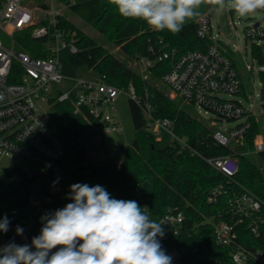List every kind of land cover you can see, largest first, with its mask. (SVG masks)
I'll use <instances>...</instances> for the list:
<instances>
[{"label": "trees", "instance_id": "1", "mask_svg": "<svg viewBox=\"0 0 264 264\" xmlns=\"http://www.w3.org/2000/svg\"><path fill=\"white\" fill-rule=\"evenodd\" d=\"M60 4L84 24V27H77L62 14L58 17L57 27L50 29L51 33L58 29L67 42L76 44L78 52L70 58L74 67L93 71L96 77L106 76L107 82L118 88L127 89L133 85L143 100L148 97L155 107V116L173 120L176 135L186 139L202 156L212 158L230 154L228 149L214 140L216 127L212 121L199 119L191 106L181 107L179 100L171 99L157 87L162 76L170 70L171 61L156 64L147 80L129 66L130 62H137L140 58L152 59L166 49H176L180 55L206 50L211 40L198 38V23L185 24L183 30L174 35L167 30L154 31L139 19L120 16L111 0H60ZM207 5L209 9L214 7ZM33 29L31 27L14 35L16 52H24L32 58L50 57L47 43L51 37L36 39L32 36ZM84 29L98 32L107 43L120 50L126 61L99 45ZM252 56L258 64L264 65L262 47L252 44ZM22 79V69L15 62L9 82L22 83ZM49 104L48 125L65 147L61 164L65 197L74 183L99 184L110 193L115 184L120 183L142 195L140 183L152 179V195L146 203L152 216L160 220L169 212L184 216L179 234L168 235L161 240L167 254L177 257L180 264H235L231 259V250L216 244L215 227L224 221L233 222L228 199L233 193H239L241 187L264 202V175L248 157L237 155L239 174L234 181H229L199 156L168 145L162 147L147 130L141 108L130 99L136 137L122 151L121 169L117 170L118 164L96 166L88 156L92 137L89 133L95 123L75 113L72 101L58 102L52 99ZM259 133L260 129L253 120V128L246 139V145L251 149ZM260 158L264 160V153ZM36 169V166L24 163L11 164L0 170V218L6 215L11 221L9 231L0 232L5 244L10 241L30 243L32 237L39 235L42 227L40 220L32 223L29 219L32 213L30 200L37 186L48 183ZM219 187H222V195L218 194L217 200L210 201L214 197L213 191ZM66 202L71 201L66 199ZM62 205V202L54 201L49 211L62 208ZM262 214L264 218V208ZM17 226L24 229L22 236L16 234ZM236 230L238 243L242 247L264 251V229L260 238L252 235L246 222L238 225Z\"/></svg>", "mask_w": 264, "mask_h": 264}, {"label": "built area", "instance_id": "2", "mask_svg": "<svg viewBox=\"0 0 264 264\" xmlns=\"http://www.w3.org/2000/svg\"><path fill=\"white\" fill-rule=\"evenodd\" d=\"M54 1L56 0H0V30L12 40V47H6L0 38V157L19 160L17 165H34L36 172L47 180L48 184L37 186L31 197L32 213L29 219L32 223L40 220L54 201L62 202V208L67 204L61 165L65 147L48 125L49 114L42 115L38 103H49L52 99L58 102L72 101L75 113L86 117L95 126L100 125L105 133L119 134L124 129L116 110V99L121 93H126L141 108L147 130L159 142L160 134L166 133L170 138L168 146L199 156L229 181H234L239 174L237 155L260 157L264 153V105L260 103L261 113L256 114L238 100L223 98V95L232 97L244 94L245 90L234 58L226 48L214 41L211 15L202 19L197 29L200 40H211L206 50L189 51L180 55L176 49H166L152 59L140 58L137 61L144 80L149 78L151 69L156 64L171 61L170 70L161 79V83L168 89L166 94L171 99L179 100L181 107L191 106L199 113L203 111L216 118L212 120V125L216 127L213 138L218 145L228 149L230 154L208 158L195 151L186 139L176 135L173 120L156 117L155 107L148 97L143 100L133 85H129L127 89L118 88L107 82L106 76L70 79L75 82L72 91L58 92L54 97L51 96L52 84L68 79L61 73L62 50L68 48L71 55L78 52L76 44L67 42L61 31L55 29L50 32L51 28L57 27L58 17L63 14L61 9L56 8ZM261 10L264 12V9ZM257 24L246 29L247 39L264 38V30L260 23ZM31 27L34 28V38L51 37L47 43L50 57L32 58L24 52H16L14 35ZM15 62L22 69V83L9 82ZM245 70L248 73L254 72L253 66H246ZM257 71L264 78V65L258 64ZM253 120L260 133L251 149L246 145V139L253 128ZM216 121H238L239 124L224 130L217 126ZM120 169L121 162L117 165V170ZM222 193V187L215 189L210 201L217 200L218 194ZM228 206L233 222L224 221L216 225V244L231 250V259L235 264H264V251L242 247L238 243L236 230L238 225L246 222L252 235L260 238L264 229V202L241 187L239 193H233L228 199ZM161 220L167 222L164 225V240L168 235L179 234L184 216L182 213L169 212Z\"/></svg>", "mask_w": 264, "mask_h": 264}, {"label": "clouds", "instance_id": "3", "mask_svg": "<svg viewBox=\"0 0 264 264\" xmlns=\"http://www.w3.org/2000/svg\"><path fill=\"white\" fill-rule=\"evenodd\" d=\"M217 10L230 6L241 17L264 9V0H206ZM116 12L139 19L154 31L179 34L200 15L205 0H111ZM35 130V129H34ZM54 184L56 181L53 182ZM63 208L40 217L39 235L30 243L0 245V264H173L161 240L166 221L154 219L147 205L113 198L102 185H70ZM11 221L0 218V232ZM24 229L16 227V234Z\"/></svg>", "mask_w": 264, "mask_h": 264}, {"label": "rangeland", "instance_id": "4", "mask_svg": "<svg viewBox=\"0 0 264 264\" xmlns=\"http://www.w3.org/2000/svg\"><path fill=\"white\" fill-rule=\"evenodd\" d=\"M57 9H61L63 15H65L69 21H71L77 27H84L83 22L63 8L59 1H54ZM200 15L187 20L185 24L194 22L199 23L202 19L211 15V23L213 25L212 36L214 41L219 45L226 48L230 55L234 58L238 71L241 76V80L244 84L245 93L237 96L229 97L223 95V98L227 100H238L245 106L252 109L256 114L261 113V106L264 105V78L257 71L258 62L254 60L252 56V44L262 47L264 55V38L259 39H247L246 29L253 28L255 24L260 23V27L264 30V12L258 9L255 13L248 16L241 17L230 6H226L224 9L217 10V6L209 9L207 2L200 6L198 9ZM87 34L94 38L97 43L107 48L118 59L126 61L124 55L118 48L107 43L104 38L96 31L92 29H84ZM0 38L2 39L6 47H12V40L0 30ZM71 54L68 48L63 49L60 55L61 73L65 78L61 83L52 84L51 96L54 97L58 92L69 93L73 90L75 82L70 79H91L96 77L93 71H89L85 68H76L70 63ZM129 66L137 71L141 72V67L137 62H130ZM246 66H253L254 72L248 73L245 70ZM157 87L164 93H168L167 87L161 82L156 84ZM50 97V96H49ZM40 106V112L42 115L49 114V103H38ZM194 114L201 120L212 121L216 118L211 114H205L203 111L199 113L194 107H190ZM116 110L120 118V122L124 129L122 133H105L101 130V126L97 125L92 127L90 135V147L88 150V156L95 161L96 166L110 165L114 166L120 163L123 159L122 151L132 144L136 137V130L133 124L131 111H130V97L126 93H121L116 99ZM219 128L228 129L236 127L238 121H216ZM169 136L162 132L160 134V143L162 147H165L169 142ZM263 173L264 175V160L259 156L248 157ZM20 161L16 159L2 158L0 157V170L11 165L18 164ZM140 188L143 194L140 195L137 191H131L120 183H116L111 190V195L116 199L123 200H136L141 206L146 205L150 200L153 190L152 179H146L140 183ZM154 218V217H153ZM157 219V218H154ZM166 235V228H165ZM165 237V236H164ZM163 237V238H164ZM4 241L0 236V245H4ZM173 264H180L177 257H173Z\"/></svg>", "mask_w": 264, "mask_h": 264}, {"label": "water", "instance_id": "5", "mask_svg": "<svg viewBox=\"0 0 264 264\" xmlns=\"http://www.w3.org/2000/svg\"><path fill=\"white\" fill-rule=\"evenodd\" d=\"M256 26H258V24Z\"/></svg>", "mask_w": 264, "mask_h": 264}]
</instances>
